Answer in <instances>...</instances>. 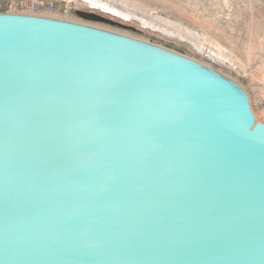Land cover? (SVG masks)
I'll return each mask as SVG.
<instances>
[{
	"label": "water",
	"instance_id": "1",
	"mask_svg": "<svg viewBox=\"0 0 264 264\" xmlns=\"http://www.w3.org/2000/svg\"><path fill=\"white\" fill-rule=\"evenodd\" d=\"M0 264H264L247 91L135 38L0 14Z\"/></svg>",
	"mask_w": 264,
	"mask_h": 264
},
{
	"label": "rangeland",
	"instance_id": "2",
	"mask_svg": "<svg viewBox=\"0 0 264 264\" xmlns=\"http://www.w3.org/2000/svg\"><path fill=\"white\" fill-rule=\"evenodd\" d=\"M66 1L40 14L62 19ZM69 1L70 21L157 45L235 81L264 123V0Z\"/></svg>",
	"mask_w": 264,
	"mask_h": 264
},
{
	"label": "built area",
	"instance_id": "3",
	"mask_svg": "<svg viewBox=\"0 0 264 264\" xmlns=\"http://www.w3.org/2000/svg\"><path fill=\"white\" fill-rule=\"evenodd\" d=\"M57 9L55 0H0V14H31L38 15L42 11L54 12ZM73 11L72 1L63 3L61 12L64 15Z\"/></svg>",
	"mask_w": 264,
	"mask_h": 264
},
{
	"label": "bare ground",
	"instance_id": "4",
	"mask_svg": "<svg viewBox=\"0 0 264 264\" xmlns=\"http://www.w3.org/2000/svg\"><path fill=\"white\" fill-rule=\"evenodd\" d=\"M61 8H62V6H61ZM72 12V11H71ZM70 12V13H71ZM62 13V12H61ZM69 13V14H70ZM69 14H67V15H64L63 13H62V15L63 16H65V17H62V19H59V18H53V19H57V20H63V21H68V22H74V21H70V20H68L67 19V16H69ZM29 15V14H28ZM31 15V14H30ZM37 16H42L41 14H38ZM44 17H47V16H44ZM47 18H52V17H47ZM74 23H77V24H82V23H78V22H74ZM82 25H86V24H82ZM88 26H90V25H88ZM91 27H93V26H91ZM95 28H97V27H95ZM99 29H101V28H99ZM103 30H105V29H103ZM108 31V30H107ZM110 32H112V31H110ZM115 33V32H114ZM119 34V33H118ZM122 35V34H121ZM125 36V35H124ZM132 38V37H131ZM251 100V99H250ZM251 106H252V103H251ZM253 109V108H252ZM255 113V112H254ZM256 115V114H255ZM256 119H257V121H258V118H257V116H256Z\"/></svg>",
	"mask_w": 264,
	"mask_h": 264
},
{
	"label": "flooded vegetation",
	"instance_id": "5",
	"mask_svg": "<svg viewBox=\"0 0 264 264\" xmlns=\"http://www.w3.org/2000/svg\"><path fill=\"white\" fill-rule=\"evenodd\" d=\"M85 14V13H84Z\"/></svg>",
	"mask_w": 264,
	"mask_h": 264
}]
</instances>
